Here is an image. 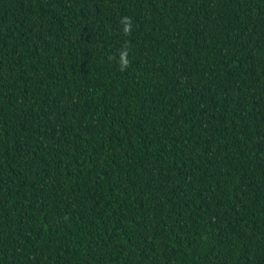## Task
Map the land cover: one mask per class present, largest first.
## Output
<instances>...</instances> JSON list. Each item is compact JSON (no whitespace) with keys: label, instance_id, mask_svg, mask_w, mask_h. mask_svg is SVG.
Instances as JSON below:
<instances>
[{"label":"trees","instance_id":"16d2710c","mask_svg":"<svg viewBox=\"0 0 264 264\" xmlns=\"http://www.w3.org/2000/svg\"><path fill=\"white\" fill-rule=\"evenodd\" d=\"M0 264H264V0H0Z\"/></svg>","mask_w":264,"mask_h":264},{"label":"clouds","instance_id":"9594fccd","mask_svg":"<svg viewBox=\"0 0 264 264\" xmlns=\"http://www.w3.org/2000/svg\"><path fill=\"white\" fill-rule=\"evenodd\" d=\"M122 27V31L123 34L125 36L130 35L131 34V30H132V20L130 17L125 16L122 17L120 20ZM117 63L121 69V71L127 69V67L129 66V58H128V49L127 47L123 48L121 51H119V58L117 60Z\"/></svg>","mask_w":264,"mask_h":264}]
</instances>
